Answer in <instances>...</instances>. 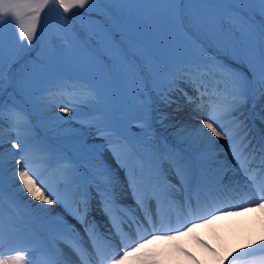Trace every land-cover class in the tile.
Masks as SVG:
<instances>
[{
	"label": "snow or ice",
	"instance_id": "6c2138e0",
	"mask_svg": "<svg viewBox=\"0 0 264 264\" xmlns=\"http://www.w3.org/2000/svg\"><path fill=\"white\" fill-rule=\"evenodd\" d=\"M46 9L45 27L53 12L63 24L42 57L32 58L30 46ZM92 12L94 17L83 19ZM75 17L83 20L82 31L69 24ZM6 27L11 29L10 39ZM40 31L42 39L44 27ZM68 67L78 77L74 83L82 93L80 101L125 170L127 188L96 147L79 140L60 142L38 131H56L44 115V105ZM6 92L10 104L5 102ZM177 93L204 115L201 127L174 125V142H165L173 180L157 167L160 146L146 137L157 103L169 108L175 104V110H181ZM25 97L27 108L16 103ZM219 97L226 101L223 107L217 106ZM250 99L253 107L260 102L264 124V0H0V149L7 120L9 131L16 133L11 146L19 150H0V264H162L159 257L165 249L150 248L157 242L184 252L183 237L210 227L218 214L228 211L213 209L176 229L168 226L161 211L175 205L190 214L203 194L224 191L217 173L223 162L216 159L213 136L228 139L244 177L235 183L247 190L246 195L257 197L243 210H264V182L255 175L259 172L264 179V131L258 147L253 145L256 138L245 115ZM33 112L40 114L38 123L31 119ZM133 124L145 138L132 134ZM33 156H38L51 183L31 167ZM9 158L17 165L24 161V168L10 167ZM17 181L20 192L46 205L61 204L76 223L39 205L31 206L30 221L6 213V185ZM128 193L135 208L120 203ZM97 197L109 218L107 225L89 219ZM117 210L128 221L129 231L147 226L151 233L130 240ZM116 235L123 251H114L109 261L106 251L116 247L111 243ZM260 244L264 252V241ZM62 246L76 259L68 258ZM242 255L255 256L256 251Z\"/></svg>",
	"mask_w": 264,
	"mask_h": 264
},
{
	"label": "bare ground",
	"instance_id": "6f19581e",
	"mask_svg": "<svg viewBox=\"0 0 264 264\" xmlns=\"http://www.w3.org/2000/svg\"><path fill=\"white\" fill-rule=\"evenodd\" d=\"M201 113V116H196V113L189 114V121L184 122L182 126L189 128L201 127V117L204 115L202 111ZM245 115L249 125L252 127V135L256 138L253 140V145H257V141L260 139V133L261 131H264V124H261L260 121L255 126V123L253 124V122L256 121V118L252 119L249 115ZM67 120L68 123L66 125V133L63 134V137H71L72 139L81 140L85 134L88 135L90 133L87 130H82L83 124L80 123L81 121L78 116H70V118L68 117ZM205 131H207V129H205ZM209 135L211 134L209 133ZM212 139L216 141L215 145L213 146L214 150L218 152L216 159L223 162L217 166V173L222 178L223 182L221 187L224 189V191L219 195L216 193L203 194L201 196L200 205L198 207L194 206L192 211L195 212L196 210L200 209L201 206H204L207 209L224 206L230 207L221 208V210L228 209L227 214L217 216V219L210 227L197 229L195 233H190L189 235L183 237L180 243L185 249L184 252L174 251L171 247H168L161 242L151 245L150 248L156 250L165 249L164 254L159 257V259L162 261V264H196L197 261H199V264H233V262H235V264H261V261H264V252L259 251L261 248L260 241H264V210L252 206H247V210H243L244 207L248 205L249 199L253 198L244 194L241 186L235 183L237 179L243 181L244 177L239 171H235V173L233 172V169L235 166H237V161L232 155V150L229 147V141L226 140L227 138H217L214 136ZM3 150L6 153L8 152L6 145L3 146ZM256 155H259V153L257 152ZM158 162L160 164V169L165 174V176L174 180L175 177L173 172L168 171V167H170V165H165V163L163 164V158L161 154L158 155L156 164H158ZM252 166L254 168L258 167L255 161L253 162ZM255 175L256 177L258 176V179L261 178L259 172H256ZM171 176H173V178ZM45 177L46 173H44V178ZM10 198L15 201L13 197ZM32 199L33 198L28 195L26 198L24 197V202H30L34 205H39L40 207L44 208H52L54 210V214H60L64 216L69 221V223H74L73 219H71V215L64 209L62 205H60V208L57 209L55 206L46 205L33 199L36 202L35 203L31 201ZM98 199L99 198L97 197V199L93 200L92 202L91 213L95 216L104 214L101 211L100 204L97 203ZM131 199H133L132 196L126 194L121 199V201ZM121 204L131 205L124 202ZM135 207L136 206L133 208ZM151 207L155 209V204L153 203ZM161 211L165 217L168 214H177L182 220H188L190 218L188 210L182 211L175 205H165ZM117 212L120 214L119 216L122 218V220H125L123 213L119 210H117ZM15 216L19 217L21 214L19 216ZM29 219H34L33 213ZM29 219L22 216L23 221H30ZM98 222L102 226L107 224L106 219L98 220ZM146 228L147 226L142 227L139 231H143ZM133 230L135 232H139L135 228H133ZM81 232H83V229H81ZM113 241L111 242L113 243ZM62 247L68 258L71 260L76 259L67 247ZM252 251H256L255 256L242 255L244 252ZM113 252V249H108L106 254ZM188 253H191V255H188ZM129 264H135V262L130 261Z\"/></svg>",
	"mask_w": 264,
	"mask_h": 264
},
{
	"label": "rangeland",
	"instance_id": "374dc122",
	"mask_svg": "<svg viewBox=\"0 0 264 264\" xmlns=\"http://www.w3.org/2000/svg\"><path fill=\"white\" fill-rule=\"evenodd\" d=\"M75 12H84V10L76 9ZM48 10L46 9L44 13L41 14V22L37 28V38L34 39L31 47L32 51L29 55L32 58L37 56H41L46 48L51 46L55 41V33L60 29L63 21L59 19L53 12L52 15L47 20V25L45 27V15ZM68 16H72V13L67 14ZM95 16V12L85 13L83 19L87 20ZM71 26H74L77 31H82L83 29V20L80 17H75L69 21ZM41 27H44L43 38L41 39ZM11 29L5 28L6 39H10ZM26 43V42H25ZM77 75L74 73L71 67L64 69V73L61 77H59L60 83L59 85H53L54 88L58 90H54L50 93V99L44 105V115L52 122L53 126L56 128L55 132L41 130L38 129L41 135H47L49 137L55 138L57 141L70 143L71 141L77 140L72 139L71 137H63V134L66 133V125L68 123V117L70 116H78L80 118V123L83 124L82 130L90 132L88 135L85 134L82 139H78L79 141L87 144L88 146H94L97 150L102 153V156L107 163V165L112 169L114 175L118 178L120 182L124 183V187L127 188L126 178H125V170L120 167L117 163L116 158L112 155L110 150V145L108 144L105 135L97 131V127L95 126V121L92 118L90 109L80 101L79 97L82 95L80 91L77 90L76 84L74 83L77 80ZM181 87H185L181 85ZM190 95H195L192 90L187 89ZM177 98L179 99V103L181 105V110L176 111V105L174 104L171 108L165 107L162 104L157 103L155 105V109L153 111V119H152V128L149 131V135L146 139L150 142L157 143L160 146V153L163 158V164L170 165L168 167V171H172L170 158L164 153L163 149L165 146V142H174V137L176 135V127L182 126L184 122L189 121V114L196 113V116H201V111L197 110L194 106H189L186 104L184 98L177 93ZM5 102L10 104L12 101L9 98V94L6 92L4 96ZM217 106L223 107V104L226 102L223 97L216 98ZM16 103L21 107H28L29 102L27 101V97L24 100L17 99ZM253 101L250 99L248 105L245 109V114L249 115L252 119L256 118L255 126L261 121L260 120V112H261V104L260 102H256V106H252ZM61 108H64V111H61ZM31 111V109H29ZM56 117H60L62 119L57 120ZM259 117V119H258ZM31 119L35 122H39L40 114L33 112ZM82 132V131H81ZM131 132L133 135H139L142 138L143 134L141 129L137 127L135 124L131 127ZM4 144L6 148H8V152L16 153L17 149L12 148V142H15L16 133L14 131L10 132L7 120L4 123ZM83 133V132H82ZM228 140V139H226ZM3 149V148H2ZM4 151V150H2ZM122 158H124V154L122 153ZM11 159V158H9ZM19 159V157H17ZM158 168L160 169V164L158 162ZM13 168H24V161L21 160L20 164L17 165L15 159H11V164L9 165ZM31 167L39 169L44 172L42 165L39 163L38 156H33L31 161ZM165 168V166H164ZM161 171V169H160ZM162 172V171H161ZM11 176V172L8 173ZM31 175V173H30ZM45 180L49 183L52 182V178L49 177L46 173ZM18 182V181H17ZM12 184L9 182L6 185V199H5V211H11L14 215H20L18 218L22 220V216L25 218H30L33 213L32 205L33 203L24 202V197L26 198L28 194L26 192H20V184L19 183ZM37 186L41 187V190L45 193L44 195H48V191L46 188L40 185V181L37 180ZM117 191L119 188L117 187ZM130 194V193H128ZM10 197H13L15 201H13ZM129 199V198H127ZM35 202L33 199L31 200ZM133 203V199L129 200L128 204ZM121 203L123 201H120ZM25 203V204H24ZM36 203V202H35ZM27 204V205H26ZM59 203H54L52 206H55L57 209L60 208ZM20 213V214H18ZM103 219V218H101ZM24 220V218H23ZM31 220V219H29Z\"/></svg>",
	"mask_w": 264,
	"mask_h": 264
}]
</instances>
